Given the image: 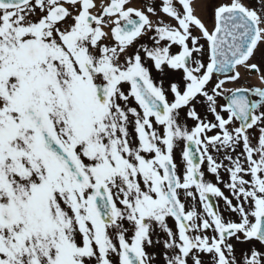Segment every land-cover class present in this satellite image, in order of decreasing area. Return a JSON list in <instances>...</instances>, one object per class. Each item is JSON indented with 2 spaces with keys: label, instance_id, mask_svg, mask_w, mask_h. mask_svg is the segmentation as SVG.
I'll use <instances>...</instances> for the list:
<instances>
[{
  "label": "snow or ice",
  "instance_id": "obj_1",
  "mask_svg": "<svg viewBox=\"0 0 264 264\" xmlns=\"http://www.w3.org/2000/svg\"><path fill=\"white\" fill-rule=\"evenodd\" d=\"M264 0H0V264H264Z\"/></svg>",
  "mask_w": 264,
  "mask_h": 264
},
{
  "label": "rangeland",
  "instance_id": "obj_2",
  "mask_svg": "<svg viewBox=\"0 0 264 264\" xmlns=\"http://www.w3.org/2000/svg\"><path fill=\"white\" fill-rule=\"evenodd\" d=\"M261 62H263V61H261ZM264 67V66H263ZM263 70V71H262ZM262 70H261V72L262 73H264V68H262ZM250 77V76H249ZM248 77V78H249ZM258 78H259V76H258ZM244 80V79H243ZM243 80H241V81H243ZM251 80H252V78H251ZM260 80V79H259ZM236 85V83L234 84V83H229L228 85H227V87H229V88H233L234 86ZM240 85L242 86H248V85H250L251 87H256V85H253L252 84V82L250 81V80H244L242 83L240 82Z\"/></svg>",
  "mask_w": 264,
  "mask_h": 264
},
{
  "label": "bare ground",
  "instance_id": "obj_3",
  "mask_svg": "<svg viewBox=\"0 0 264 264\" xmlns=\"http://www.w3.org/2000/svg\"><path fill=\"white\" fill-rule=\"evenodd\" d=\"M254 79H255V81H254V82H256V84H259V85H261V83H260V80H259L258 76H257V77H255Z\"/></svg>",
  "mask_w": 264,
  "mask_h": 264
}]
</instances>
